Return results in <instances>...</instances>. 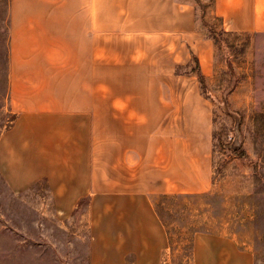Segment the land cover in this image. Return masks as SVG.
<instances>
[{
  "label": "crops",
  "instance_id": "1",
  "mask_svg": "<svg viewBox=\"0 0 264 264\" xmlns=\"http://www.w3.org/2000/svg\"><path fill=\"white\" fill-rule=\"evenodd\" d=\"M193 0H10V101L0 174L15 193L44 184L57 214L82 210L90 264H165L163 195L214 183L215 45ZM222 31L264 35V0H215ZM83 207V209H82ZM192 264H256L233 237L197 232Z\"/></svg>",
  "mask_w": 264,
  "mask_h": 264
},
{
  "label": "rangeland",
  "instance_id": "2",
  "mask_svg": "<svg viewBox=\"0 0 264 264\" xmlns=\"http://www.w3.org/2000/svg\"><path fill=\"white\" fill-rule=\"evenodd\" d=\"M193 1L198 33L215 45L214 75L202 84L195 55L177 74H195L214 104L215 174L212 190L189 203L192 211L156 199L173 243L165 264H192L197 230L233 237L264 264V35L224 33L209 0ZM9 3L0 0V134L17 116L8 76ZM82 212L62 217L44 184L15 193L0 174V264H90Z\"/></svg>",
  "mask_w": 264,
  "mask_h": 264
},
{
  "label": "trees",
  "instance_id": "3",
  "mask_svg": "<svg viewBox=\"0 0 264 264\" xmlns=\"http://www.w3.org/2000/svg\"><path fill=\"white\" fill-rule=\"evenodd\" d=\"M214 2H215V0H209V3L207 4V7L211 6ZM195 72H198L199 78H200L202 84L205 85V77L203 76V74H202V72L200 70L199 64L196 67ZM205 196H206L205 194H201V195H163V196L160 197V201L161 200L170 201L173 204H175V203L177 204L178 202H180L181 203L180 210L182 212L186 213L188 211H192V209L190 208L191 205L189 203H192L193 200H196V199L197 200L198 199H202ZM156 208L158 210V214L162 218V211H161V208H159L158 204H156ZM197 232H203V231H198L197 230L196 233ZM172 246H173V243H172L171 238H170V248L171 249H172ZM191 259H192V254H191Z\"/></svg>",
  "mask_w": 264,
  "mask_h": 264
}]
</instances>
